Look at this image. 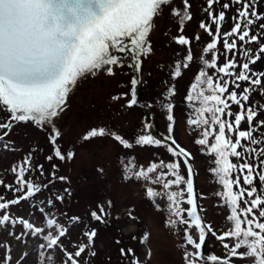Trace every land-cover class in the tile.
Returning <instances> with one entry per match:
<instances>
[{
	"label": "rangeland",
	"instance_id": "1",
	"mask_svg": "<svg viewBox=\"0 0 264 264\" xmlns=\"http://www.w3.org/2000/svg\"><path fill=\"white\" fill-rule=\"evenodd\" d=\"M187 4L185 9L184 0H171L154 17L153 27L147 37L151 50L142 53L139 58L142 77L138 92L139 97L152 107L155 125L160 127L159 131L162 133L169 132L167 105H173L171 132L176 134L183 148L188 150L196 170L199 206L203 218L220 235L233 229L234 222L227 219L230 209L225 203V197L217 195L226 190L218 182L217 175L211 171L217 167L214 163L216 157L210 153V146L215 143L214 135L209 136V145H199L195 141L202 138L201 129L188 124L194 108L200 104H193L187 97L192 94L191 86L196 75L205 69L203 59L211 60V54L204 53L203 49L211 42L212 37L200 24H211V20L206 12L207 0H187ZM213 6L214 14L221 12L219 2ZM173 9L182 14L186 12L190 19L185 20L181 26L180 17L173 14ZM224 10L225 17L233 16V10ZM215 27L216 25H212L213 33ZM230 28V25L227 29L222 27L221 37L217 40V49L214 50L217 52V67L225 63L220 53L223 48V33ZM180 36L188 39L189 44L181 45L178 42ZM197 36L199 39H196ZM189 54L192 56L191 61H187ZM186 62L188 67L184 68ZM238 62L243 63L242 60ZM120 64L121 62L110 66L112 74H108L104 68L98 72L97 77L96 74H87L82 81L76 83L69 98L70 108L66 110L63 107V111L52 120L59 132L55 144L50 139L55 134L50 125L15 121L7 107L0 104V124L10 125L0 128V197H3L0 203L17 199L26 193V188L22 192L14 191L19 184L17 172H13V168H18L29 156L31 170L25 171L24 179L41 186V191L35 195L10 205L8 209L0 210V217L4 214L10 217L9 222L0 224V264H70L64 250L74 253L81 244H86L87 247L81 257L76 258L78 264H132L133 260L137 264H146L148 258L147 264H186L185 252L196 251L186 244L183 231L185 225H178L176 228L169 226L167 201L160 197L153 200L146 194L147 187L160 192L165 190L150 181L125 178V165L130 160L143 167L161 160L166 163L177 162L180 164V174L185 178L187 169L182 160L173 156L166 146L141 145L136 143L138 138H130L131 131L140 129L143 122L145 128L148 119L144 118L141 109L129 106L133 73L128 65ZM177 65L181 66L179 77L175 76ZM124 69L127 70L126 73ZM207 71L214 81L219 75H223L215 69ZM172 90L173 94L170 96ZM255 99L253 94V100ZM92 102L95 108L91 107ZM111 106H114L112 111ZM123 106L127 107L123 109ZM237 109L239 111L238 107ZM68 111L70 117L66 119L64 114ZM91 125H96L94 129H104L105 135L85 140L84 136L92 130L89 128ZM117 128H122L120 135L132 145L131 148H125L114 138ZM212 128L218 129V125H213ZM56 149L61 151L64 159L55 155ZM69 153L72 154L71 158ZM48 157L52 159L49 160ZM59 177L66 179L60 180ZM230 178L232 179L231 175ZM49 179L51 182L47 181ZM165 179L174 177L167 176ZM172 190L179 189L173 185L167 191ZM57 196L63 197V200H56ZM49 200L53 201L52 205L47 203ZM100 205L108 213L106 222H98L91 216L93 211H98ZM180 206L191 207L183 199ZM237 213L241 218L242 228H246L247 224L239 208ZM254 213L258 217V210H254ZM49 218L56 219L67 229L66 236L61 238V247L46 246L44 234L52 231L47 225ZM248 218L251 219L252 216L249 215ZM21 220H28L34 228L40 227L44 232L39 235L31 234L20 223ZM92 230H95L96 235L89 244L84 233ZM189 232L198 241L199 230L192 227ZM145 233L148 239L141 242ZM125 242L131 246L134 255H121V249L127 251ZM223 243L232 246L235 239L226 238L221 242L210 234L205 252L208 255L226 257L236 264H254V257L240 255L245 251L243 248L237 250V256H229ZM41 245L45 247L41 248Z\"/></svg>",
	"mask_w": 264,
	"mask_h": 264
},
{
	"label": "snow or ice",
	"instance_id": "2",
	"mask_svg": "<svg viewBox=\"0 0 264 264\" xmlns=\"http://www.w3.org/2000/svg\"><path fill=\"white\" fill-rule=\"evenodd\" d=\"M218 2L219 0H207L206 12L211 24L203 22L200 24V27L212 37L211 42L207 43L203 49L204 53L211 54V60L203 59L205 69L196 75L191 86L192 94L187 97V100L193 104L196 102L200 104L199 107L194 108V114L188 119V124L201 129L202 138L195 141L199 145H209V136L214 135L215 143L210 146V153L215 155L214 163L217 167L211 171L217 175L218 182L226 190L224 193L218 192L217 195L225 197V203L230 209L227 219L234 222V228L217 235L210 225L202 226V217L197 214V197L191 179L190 166L187 178H185L180 174V164L177 162L166 163L161 160L143 167L135 164L134 160H130L125 165V178L150 181L165 190L160 192L154 190L153 187H147L146 194L153 200L160 197L167 201L170 227L185 225L183 231L186 244L196 250L185 252L186 264H200L205 260L212 264H228L226 257L215 255L205 257L203 255L201 249L205 244L206 229L207 233H211L221 242L226 238L235 239L232 246L229 243H223L229 256H237V250L243 248L245 251L240 255L254 257V264H264V222H260V218H264V191L257 194L255 186L257 177L264 185V159L260 161L261 170L257 172V165L245 158V153L251 154L256 151L249 145L258 142L254 135L257 127H264V121H258L254 125L253 121L258 113L248 104L251 93L257 88L264 92L261 80L264 73L252 72L250 68V64H254L260 59V54H264V44L260 45L259 53L255 56L250 54V49L244 48L242 55L247 58V62L239 63L236 59L228 58L229 54L233 57L241 54L240 48H243L245 43L253 44L259 41V37L252 34L251 26L264 17L254 10L252 0H230V3L222 4L224 9H228L231 3H235L238 7L233 17L235 23L230 31L223 33L225 63L217 67V52L214 50L217 49V40L221 37V22L225 20V12L214 14L213 5ZM170 3L171 0H0V104L7 107L15 121H33L38 125L50 124L53 118L63 111L67 95L80 77L86 74L94 75L104 68L107 69L108 74H112L110 66L119 63L117 56L112 54L113 49L120 53L132 52L134 58H138L142 53L150 52V45L146 38L153 27V18ZM184 7L185 9L188 7L187 0H184ZM172 11L174 15L180 17L181 26L185 20L190 19L186 12L182 14L175 9ZM212 25H216L215 33H213ZM259 27L264 29V23H261ZM229 37L236 38L229 42ZM196 39H199V36ZM237 39L242 42L239 48ZM178 42L181 45L189 44V40L183 36L178 38ZM191 59L192 56L189 54L187 61ZM180 67L177 65L175 71L177 77L181 75ZM183 67L187 68L188 63L186 62ZM237 68L240 69L238 72L235 71ZM207 69H215L217 73L223 75H219L214 81ZM137 70H139L138 59ZM239 82H247L248 87L241 89ZM131 83L133 98L129 101V106L137 103L135 87L138 81L133 78ZM230 87L231 91H229ZM118 98L114 97V99ZM233 105L238 106L239 111H231ZM172 108L173 105L169 103L167 105L169 121L173 120ZM205 113H208L207 117ZM242 122L247 124L246 130H241ZM213 125H218V129H213ZM9 126L0 124V128ZM145 127L149 128L150 125ZM226 129L228 136H226ZM171 131L170 124L169 133ZM54 133L50 137L53 144L59 136V132L55 129ZM233 134H235L234 141ZM103 135H105L104 129H92L84 136V139ZM113 135L125 148L132 147L119 135ZM168 139L171 140L168 151L173 156L184 157L183 163L187 165L190 154L177 144L171 135ZM136 143L161 145L163 141L154 139L148 134L141 135ZM260 154L264 157V150H261ZM55 155L60 159L65 158L59 149L55 150ZM71 156L72 154L69 153V158ZM229 156L234 157L238 163L230 161ZM48 159L51 160L52 157ZM30 166L31 156L26 158L18 168H13V172H17V183L19 184L14 191L22 192L25 188L27 191L17 199L0 203V210L8 209L10 205L18 204L20 200H25L41 191L40 185L24 179L25 171L31 170ZM39 167L42 168V166ZM236 170L239 171V175L231 179L230 175ZM167 176H172L174 179H165ZM59 179L66 178L59 177ZM241 179L243 185L249 187H242ZM173 185L179 190L167 191ZM233 185L238 187L237 192H233ZM182 199L191 207H181ZM56 200L62 201L63 197L57 196ZM241 200H243L244 207H240L239 201ZM47 203L52 205L53 201L49 200ZM109 206H111V201H109ZM238 208L247 224L246 228H242V221L237 213ZM254 210H258V217ZM107 215L103 205L98 206V211L91 213L92 218L98 222H106ZM249 215L252 216L251 219L248 218ZM73 219L78 220V218ZM9 220V215L4 214L0 217V224L9 222ZM20 223L33 235L44 232V229L40 227L34 228L28 220H21ZM47 225L52 231L44 234L46 246L48 248L61 247V238L66 236L67 229L54 218H49ZM192 227L199 230L198 241L189 232ZM95 235V230L84 233L89 244ZM147 239L148 235L145 233L141 242ZM43 247L45 245H41V248ZM86 247V244H81L74 253L64 250L70 264H78L76 258L81 257ZM129 254H133L132 249L127 251L121 249V255ZM132 264H137V261L133 260Z\"/></svg>",
	"mask_w": 264,
	"mask_h": 264
},
{
	"label": "trees",
	"instance_id": "3",
	"mask_svg": "<svg viewBox=\"0 0 264 264\" xmlns=\"http://www.w3.org/2000/svg\"><path fill=\"white\" fill-rule=\"evenodd\" d=\"M225 3H230V0H220L219 1V9L221 11H225L224 9H222V4ZM253 6H254V10L262 17H264V0H252ZM238 6L235 5V3H231V6L228 8L230 11L233 10V16L232 17H225V20L223 22H221V29L222 27L224 28H228V26L230 25L231 28L233 26V24L235 23V21L233 20V17L236 15V8ZM214 8V6H213ZM261 23H264V19L262 20H257L256 24L252 25V34H255L259 37V41L257 43H253V44H244L243 48H240V53L238 54L236 57H233L231 54H229L228 58L230 59H236L238 60H242L243 62H247V58H245L242 53L244 48H248L251 50V55L255 56L259 53V47L261 44H264V29H261L259 27V25ZM230 28V29H231ZM230 31V30H229ZM235 38V37H229V42H231V40ZM242 42L237 40V46L240 47ZM238 47V48H239ZM220 57H224V52H223V48H222V52L220 53ZM250 68L252 70V72L255 73H264V54H260V59L256 60V62L254 64H250ZM240 69L237 68L235 69V71H239ZM226 79H231L230 77H225ZM262 80V86H264V77H261ZM241 84V89H243L244 87H248L247 82H239ZM229 90L231 91V87L229 88ZM239 92V90H237ZM253 94L256 96L255 101L253 100ZM250 100L248 102L249 105H251L252 107H254L257 110L258 116L257 118L253 121L254 125L257 124L258 121H264V92L260 91L259 88L256 89L255 92L251 93L250 95ZM231 103V102H229ZM248 105H246L247 107ZM238 106L233 105L231 108V111L237 112ZM234 119V118H233ZM247 129V124L242 122V126H241V130H246ZM226 133L228 134L227 130ZM254 135L257 138V143L254 145H249L251 148L256 149V151L254 153H245V158H247L249 160L250 163H253L254 165H257L256 171L259 172L261 170V168L259 167L260 165V161L262 159H264V157L261 156V150H264V127H257V131L254 133ZM235 139V134H233V141ZM243 143H247L246 141H242ZM240 149H238L239 151ZM231 161L233 163H238V161H236V159L234 157L229 156ZM239 175V171L236 170L231 174L232 179H235V177ZM49 182H51V180H47ZM241 186L242 187H249L247 185H243L242 179H241ZM255 186L257 187V194H260L261 191H264V185H262L258 179V177L255 180ZM239 189L236 185H234V191L237 192ZM245 199L247 198L246 196L244 197ZM254 198V197H253ZM240 206H243V200L239 201ZM260 222H264V218H260ZM256 231H259L258 229H255ZM128 242V241H127ZM126 245V242H125ZM127 246V250L130 249V245H126ZM130 255V254H129ZM112 259V257H109Z\"/></svg>",
	"mask_w": 264,
	"mask_h": 264
},
{
	"label": "flooded vegetation",
	"instance_id": "4",
	"mask_svg": "<svg viewBox=\"0 0 264 264\" xmlns=\"http://www.w3.org/2000/svg\"><path fill=\"white\" fill-rule=\"evenodd\" d=\"M127 52H125V53H120V52H117V51H115L114 49L112 50V54L113 55H115V56H117V58H118V61H119V63L121 62V64H125V65H128L130 68H131V70H132V65L130 64L131 63V59H130V57H129V55L128 54H126ZM132 53V52H131ZM133 55V54H132ZM118 63V64H119ZM120 64V65H121ZM117 65V64H116ZM100 71V70H99ZM99 71H97L95 74H96V77H97V74H99L98 72ZM124 71L125 72H127V70L126 69H124ZM87 75V74H86ZM85 75V76H86ZM85 76H83V77H80L78 80H77V82L78 81H82L83 80V78H85ZM145 82L147 83L148 82V79H146L145 80ZM131 87H132V83H131ZM131 87H130V99H131ZM75 87H72L71 88V90H70V94H71V91H72V89H74ZM121 95H123L124 93H120ZM173 94V90H172V92H170V96ZM70 96V95H69ZM117 96V95H116ZM123 98H124V96H123ZM68 99H69V97L67 98V101H68ZM141 99V98H140ZM142 100V99H141ZM70 105H71V101H68V103L66 104V110L68 109V108H70ZM124 105H126V103H124ZM91 107L92 108H95V105H94V103L92 102L91 103ZM114 106H111L110 107V110L112 111V108H113ZM127 106H123V109H125ZM136 107V106H135ZM151 107V106H150ZM136 108H139V109H141L142 110V108H140V107H136ZM151 109H152V107H151ZM173 109L174 108H172V112H171V115L173 116ZM116 110V109H115ZM152 111H153V109H152ZM142 112H143V115H144V118L146 117V113L142 110ZM154 112V111H153ZM168 115H169V112H168V110H167V117H168ZM64 116H65V118L66 119H69V117H70V113H69V111L68 112H66L65 114H64ZM174 117V116H173ZM144 118H143V120H144ZM170 122V124L171 125H173V120L172 121H169ZM170 124H168V128H169V125ZM153 125H154V128H155V130L156 131H158L159 133H160V127L158 128L156 125H155V120H154V123H153ZM95 126L96 125H91L89 128L90 129H94L95 128ZM123 128V127H122ZM122 128H120V130L117 128V130H116V134L117 135H119L121 138H124V137H122L121 135H120V131H121V129ZM145 131H144V122L142 123V127L140 128V129H138V130H135V129H133L132 131H131V135H132V137H130L131 139H133V138H139L141 135H145V133H144ZM149 134L154 138V139H158L157 138V136H156V134L155 133H151V132H149ZM166 134H168V135H171V137L173 138V139H175L176 140V142L181 146L182 144H181V142H180V140L176 137V134L174 133H166ZM126 139V138H125ZM126 141H128L127 139H126ZM152 145V144H151ZM162 145H164V146H166L167 148H168V146L167 145H165V144H162ZM228 253V252H227Z\"/></svg>",
	"mask_w": 264,
	"mask_h": 264
},
{
	"label": "water",
	"instance_id": "5",
	"mask_svg": "<svg viewBox=\"0 0 264 264\" xmlns=\"http://www.w3.org/2000/svg\"><path fill=\"white\" fill-rule=\"evenodd\" d=\"M153 19H154V18H153ZM149 33H150V32H149ZM148 35H149V34H148ZM147 37H148V36H147ZM146 39H147V38H146ZM135 78L137 79V81L139 80V70H137V68L135 69ZM137 85H138V83H137ZM137 85H136V87H135V98H136V100H137V97H136V88H137ZM136 104H137V105L144 106L146 109H148V107L145 106V105H143V103H142L141 101H139V100H137V103H136ZM149 116H150V121H149V125H150V127H149V131H150V132H154V133L159 137V139L162 140V141H163L164 143H166L167 145H171V140L168 139L169 136H167V135H160V134H158L157 132L153 131L152 126H153L154 114H153V112L151 111L150 108H149ZM173 147H174V146H173ZM181 157H182V156H181ZM182 158H183V160L185 159L184 157H182ZM186 166H187V170H188V167H189V166H190V168H191V170H192V176H191V179H192V181H193L194 191H195V193H196V197H197V199H196V204H197V214L200 215V216L202 217V214H201V211H200V208H199L198 195H197V184H196L195 170H194V168H193L191 162L189 161V159H188V164H187ZM204 225H205V222H204L203 217H202V226H204ZM208 235H209V233H207V229H206V238L208 237ZM206 238H205V241H206ZM201 251L203 252V255H204L205 257L209 256V255L205 254V252H204V245L202 246ZM209 262H210V261L205 260V261H202L200 264H208ZM228 264H230V263H228Z\"/></svg>",
	"mask_w": 264,
	"mask_h": 264
}]
</instances>
